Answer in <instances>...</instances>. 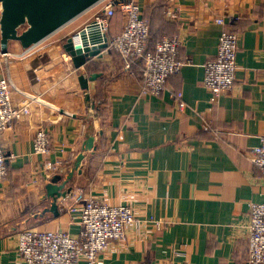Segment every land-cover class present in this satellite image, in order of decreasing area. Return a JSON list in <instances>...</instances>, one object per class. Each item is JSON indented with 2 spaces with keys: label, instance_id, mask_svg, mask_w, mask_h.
I'll return each mask as SVG.
<instances>
[{
  "label": "crops",
  "instance_id": "crops-1",
  "mask_svg": "<svg viewBox=\"0 0 264 264\" xmlns=\"http://www.w3.org/2000/svg\"><path fill=\"white\" fill-rule=\"evenodd\" d=\"M137 1L144 8L155 0ZM165 1V11L168 6L175 11V17L165 12L164 17L175 24L171 35H178L177 57L185 63L167 77L158 96L141 95L134 69H125L120 56L108 51L93 57L102 63L104 78V104L94 106L97 80L80 86L79 76L86 72L63 57L62 43L48 36L15 56L23 48L9 40L0 75L8 74L40 101L0 135L7 162L0 179V264H23L17 234L24 227L76 234L80 211L67 208L77 187L110 204L128 203L139 218L164 221L158 230L137 222L125 240L111 242L104 264H247L249 202L264 201V174L249 157L264 136V0ZM88 14L65 25L70 34L94 13ZM217 17L242 23L233 88L213 101L203 77L222 29ZM123 23L118 12L110 34ZM173 93L181 94L184 109ZM11 98L20 103L25 96L14 91ZM205 123L219 135L204 130ZM40 126L51 138L47 156L32 152ZM90 135L93 147L86 148ZM55 162L61 174L73 171L71 191L57 199L58 215L43 211L50 204L45 184L55 174Z\"/></svg>",
  "mask_w": 264,
  "mask_h": 264
},
{
  "label": "built area",
  "instance_id": "built-area-1",
  "mask_svg": "<svg viewBox=\"0 0 264 264\" xmlns=\"http://www.w3.org/2000/svg\"><path fill=\"white\" fill-rule=\"evenodd\" d=\"M96 6L93 17L80 28L85 30L86 43L90 46L106 43L105 49L117 53L128 70L133 63L141 61L140 94L158 96L166 87L167 77L178 73L185 63L177 57L180 43L178 35L164 37L152 49H148L149 20L143 16V8L137 0H99L91 8ZM118 12L123 16V26L119 32L110 34V19ZM174 12L168 6L165 14L173 18ZM234 19L237 17L215 19L222 25V29L215 55L204 64L203 77L204 86L213 101L229 92L236 78L239 32L228 26ZM32 47L23 49L15 56L28 53ZM7 53L0 50V57ZM62 55L72 62L68 52L64 50ZM14 91L25 96L20 103L12 101L11 95ZM172 95L178 107L184 109L186 103L181 99V94ZM34 101H40L39 97L20 90L8 74L0 75V135L14 121L29 114L30 105ZM203 129L215 136L220 133L209 123H205ZM32 152L44 156L51 153V138L47 129L42 126L35 130ZM10 156L13 157V154ZM249 157L264 174V136L258 145L251 148ZM61 170L59 162L52 165V172L60 173ZM6 174V155L0 143V179ZM72 196L73 201L67 210L80 211L79 231L72 234L61 229H20L17 234V249L23 264H104V254L111 242L125 240L128 231L137 222L151 225L157 230L164 224L162 219L152 215L139 218L128 203H107L83 187H77ZM246 227L247 264L264 263V201L249 202Z\"/></svg>",
  "mask_w": 264,
  "mask_h": 264
},
{
  "label": "water",
  "instance_id": "water-1",
  "mask_svg": "<svg viewBox=\"0 0 264 264\" xmlns=\"http://www.w3.org/2000/svg\"><path fill=\"white\" fill-rule=\"evenodd\" d=\"M99 0H0V50L8 52L9 40H17L23 49L34 46L53 32L59 30L74 18L88 10ZM83 44V46H82ZM62 48L71 55L75 67H81L93 57H101L108 52L106 43L88 45L86 43L85 30L79 29L65 37ZM98 73L79 76L80 86L87 88L89 80H95ZM86 91V90H85ZM85 103L90 105L89 92H85ZM93 136L85 141L86 148H92ZM83 155L79 154L75 161V167L80 164ZM73 175L68 171L66 175L55 173L45 184V191L50 198L49 206L45 211L58 215L57 199L66 196L71 191L67 185Z\"/></svg>",
  "mask_w": 264,
  "mask_h": 264
},
{
  "label": "trees",
  "instance_id": "trees-1",
  "mask_svg": "<svg viewBox=\"0 0 264 264\" xmlns=\"http://www.w3.org/2000/svg\"><path fill=\"white\" fill-rule=\"evenodd\" d=\"M166 1L165 0H155L150 5H147L143 8V16L148 18L149 20V39H148V49H152L155 43L162 39L165 36H170L174 31L175 24L167 21L164 17ZM239 18L234 19L228 26L231 29L239 30L241 27V22H238ZM65 40V38H64ZM134 64H137L136 66ZM135 75H137L141 79V61L133 63ZM101 66L102 63L99 60H94L93 58L88 59L83 68L87 75H91L93 73H98L96 77L97 85L96 91L92 96V105H101L104 104V92H103V83L104 78L102 77L101 73ZM101 111V110H100ZM264 264V263H261Z\"/></svg>",
  "mask_w": 264,
  "mask_h": 264
},
{
  "label": "rangeland",
  "instance_id": "rangeland-1",
  "mask_svg": "<svg viewBox=\"0 0 264 264\" xmlns=\"http://www.w3.org/2000/svg\"><path fill=\"white\" fill-rule=\"evenodd\" d=\"M97 9V6L96 7H90L89 8V10H87V12L90 14H93L94 13V11ZM88 14V15H89ZM115 15H117V14H115ZM115 18V16L114 17H112L111 19H110V22H111V20H113ZM70 29H71V27H69V26H64V28H62L61 30H59L58 32H56V33H54V35H52V36H49L48 38H47V40L49 41H54V42H58V43H63V41H64V37H67L68 35H70ZM65 35V36H64ZM67 35V36H66ZM62 45V44H61Z\"/></svg>",
  "mask_w": 264,
  "mask_h": 264
},
{
  "label": "bare ground",
  "instance_id": "bare-ground-1",
  "mask_svg": "<svg viewBox=\"0 0 264 264\" xmlns=\"http://www.w3.org/2000/svg\"><path fill=\"white\" fill-rule=\"evenodd\" d=\"M55 32H56V31H55ZM53 33H54V32H53ZM53 33H52V34H53ZM49 36H50V35H49ZM46 38H47V37H46Z\"/></svg>",
  "mask_w": 264,
  "mask_h": 264
}]
</instances>
